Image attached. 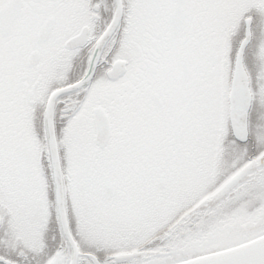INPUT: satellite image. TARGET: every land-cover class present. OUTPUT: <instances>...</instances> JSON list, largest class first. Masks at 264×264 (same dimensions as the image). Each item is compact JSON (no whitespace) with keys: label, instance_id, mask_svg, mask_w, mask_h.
Wrapping results in <instances>:
<instances>
[{"label":"snow or ice","instance_id":"snow-or-ice-1","mask_svg":"<svg viewBox=\"0 0 264 264\" xmlns=\"http://www.w3.org/2000/svg\"><path fill=\"white\" fill-rule=\"evenodd\" d=\"M0 264H264V0H0Z\"/></svg>","mask_w":264,"mask_h":264}]
</instances>
